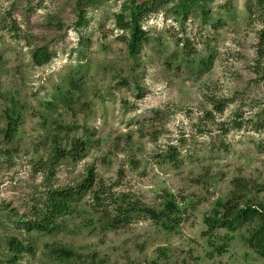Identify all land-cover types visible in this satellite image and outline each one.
Listing matches in <instances>:
<instances>
[{
  "label": "rangeland",
  "instance_id": "obj_1",
  "mask_svg": "<svg viewBox=\"0 0 264 264\" xmlns=\"http://www.w3.org/2000/svg\"><path fill=\"white\" fill-rule=\"evenodd\" d=\"M128 1L96 0L80 26L77 0H0V264H264L248 243L254 223L206 224L232 197L264 207V0H199L186 15L166 4L134 55L118 25ZM42 48L52 59L40 67ZM74 140L81 157L51 168L54 146ZM90 173L95 186L57 230L24 229L51 192ZM170 196L172 231L130 211H160ZM12 239L30 254L13 257Z\"/></svg>",
  "mask_w": 264,
  "mask_h": 264
},
{
  "label": "trees",
  "instance_id": "obj_2",
  "mask_svg": "<svg viewBox=\"0 0 264 264\" xmlns=\"http://www.w3.org/2000/svg\"><path fill=\"white\" fill-rule=\"evenodd\" d=\"M80 11L78 25L84 26L87 23L85 17L86 9L95 6L96 0H77ZM199 0H129L123 8V12L118 16L119 28L129 33V50L130 54L134 55L142 46L146 39V32L143 30L142 23L145 19L156 12H159L166 4L178 3V9L181 15L188 14L189 7L197 3ZM258 63L264 62V30L261 32L260 42L258 44ZM51 54L44 48L34 52L33 60L36 66H44L51 61ZM13 114V113H12ZM8 126L6 132V139L10 142L14 140L17 135L19 123L18 118L13 115H8ZM242 125H238L240 128ZM86 143L80 140H74L70 144V149L61 147L59 144L53 148L51 156V168L55 167L61 159L81 157L85 150ZM92 171V170H91ZM95 186V178L93 173L89 174L86 181L78 188H67L62 190H54L51 192L45 202V208L38 215V220L34 222H22L24 229L27 232H38L51 234L58 229V220L69 213H72L73 203L81 196L82 191L87 192L90 188ZM96 199H97V191ZM99 196V195H98ZM229 198L226 202L219 201L213 217L206 219V224L214 231L218 228L226 227L231 231H235L238 227L249 222L254 223V227L250 232L248 243L250 247L260 257H264V207L250 204H245V207L240 208V204L234 206V202ZM130 211L132 213H145L154 224L159 227L172 231L178 224V219L181 217V208L172 196L167 198L166 202L161 207L160 211L150 209L147 207L141 208L137 204H132ZM128 211V210H127ZM130 212V213H131ZM180 223V222H179ZM8 251L13 257H19L23 254H30V247L24 245L17 239H12L8 242ZM51 254L58 259L65 261H72L75 259L74 252L56 248L51 251Z\"/></svg>",
  "mask_w": 264,
  "mask_h": 264
}]
</instances>
